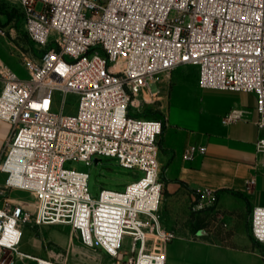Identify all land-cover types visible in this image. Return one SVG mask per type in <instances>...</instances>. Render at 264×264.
<instances>
[{"label":"built area","instance_id":"1","mask_svg":"<svg viewBox=\"0 0 264 264\" xmlns=\"http://www.w3.org/2000/svg\"><path fill=\"white\" fill-rule=\"evenodd\" d=\"M14 1L39 51L23 56L24 77L0 63V120L11 126L0 153V264H15L2 259L6 251L66 264L21 251L25 226L54 225L70 226L116 264H166L149 246L176 237L160 216L164 121L132 116L130 107L163 74L194 66L203 89L253 94L264 131V0ZM56 93L76 94V113L64 100L57 111ZM256 149L264 152V137ZM94 156L144 175L94 199L89 173L65 168ZM13 191L35 200L13 201ZM251 234L264 246V206L252 208Z\"/></svg>","mask_w":264,"mask_h":264},{"label":"crops","instance_id":"2","mask_svg":"<svg viewBox=\"0 0 264 264\" xmlns=\"http://www.w3.org/2000/svg\"><path fill=\"white\" fill-rule=\"evenodd\" d=\"M11 62L12 70L24 77L22 65ZM141 101L164 121L159 138L164 184L160 216L162 227L176 235L165 246L166 264H264V246L234 238L223 228L201 226L207 213L202 210L214 200L222 209L264 206V152L256 149L264 131L258 127L255 96L203 89L198 69L182 66L152 82ZM10 134V124L0 120V153ZM88 249L93 259L75 264H116L101 250Z\"/></svg>","mask_w":264,"mask_h":264},{"label":"rangeland","instance_id":"3","mask_svg":"<svg viewBox=\"0 0 264 264\" xmlns=\"http://www.w3.org/2000/svg\"><path fill=\"white\" fill-rule=\"evenodd\" d=\"M36 10L42 11L43 4H37ZM38 51L39 48L30 41L25 32L20 5L14 0H0V56L5 59L4 61L0 58V63L12 69V60L18 65H22L23 56L36 55ZM23 76H26L25 70ZM55 97L58 102L55 108L57 111L60 109V102L64 100L66 102L65 112L68 114L76 113L79 100L77 95L56 93ZM138 100V107L131 105L130 114L135 117L155 119L156 115L153 108L146 106L148 102H142L141 98ZM95 160H99V162L96 164ZM65 168L89 173V190L94 199L98 198L103 189L123 192L127 185L138 181L144 175L140 171L123 168L117 159H109L103 156H94L89 165L85 162L69 161L65 164ZM4 178L5 175L0 173V186L3 184ZM10 198L13 201L27 204L34 202V197L24 192L13 191L9 196ZM202 211L207 212L202 217V227L223 228L234 238L244 237L254 242L251 234L252 206L249 203L244 205L243 209L238 207L222 209L214 200ZM195 226L200 227L199 224ZM24 232L22 252L25 249L26 253L33 256L50 258L66 264L93 259V255L90 254L88 247L82 243L79 234L68 225L25 226ZM149 246L155 252L166 254L165 246L160 240H151ZM36 252L39 254H35ZM68 256L70 257L68 258ZM2 259L8 262L14 260L15 264H17L16 262L35 264L31 259H21L17 255L12 256L9 251L4 253Z\"/></svg>","mask_w":264,"mask_h":264},{"label":"bare ground","instance_id":"4","mask_svg":"<svg viewBox=\"0 0 264 264\" xmlns=\"http://www.w3.org/2000/svg\"><path fill=\"white\" fill-rule=\"evenodd\" d=\"M73 95H76V94H73ZM29 195H31V194H29ZM31 196H33V197H34V195H31ZM34 200H35V197H34ZM21 254H22V253H21V252H19V255H18V256L20 257V256H21Z\"/></svg>","mask_w":264,"mask_h":264},{"label":"water","instance_id":"5","mask_svg":"<svg viewBox=\"0 0 264 264\" xmlns=\"http://www.w3.org/2000/svg\"><path fill=\"white\" fill-rule=\"evenodd\" d=\"M99 162V160H95V163L97 164Z\"/></svg>","mask_w":264,"mask_h":264}]
</instances>
